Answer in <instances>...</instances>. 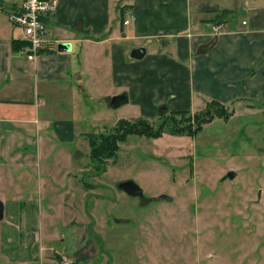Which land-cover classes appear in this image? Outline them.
<instances>
[{
  "label": "crops",
  "instance_id": "0c3cea01",
  "mask_svg": "<svg viewBox=\"0 0 264 264\" xmlns=\"http://www.w3.org/2000/svg\"><path fill=\"white\" fill-rule=\"evenodd\" d=\"M20 2L0 0V152L13 151L0 156V170L7 169L8 177L0 178L5 182L2 191H12V200L2 202L3 219L6 215L21 222L17 227L2 220L0 246L16 251L6 249L2 258L5 264H59L61 255L67 264H84L82 255L70 261L67 254L52 250L53 242H65L63 235L44 231L40 220L29 221L24 206L32 201L23 200L31 198L24 193V180L32 176L28 167L40 162L41 150L47 147L64 150L72 144L89 152V121L109 117L104 108L122 93L128 103L119 108L126 107L123 115L134 119H153L165 111L192 115L210 102L228 108L231 118L238 106L262 111L264 0H57L56 11L42 19L46 44L34 60L27 59V46L19 45L24 42L22 31L8 19ZM241 12L248 20H239ZM63 43L70 44V51H58ZM137 49L144 50L140 59L132 57ZM111 119L113 129L119 121H133ZM81 124L86 127L81 129ZM33 141L37 156L28 158L23 151ZM80 152L76 159L66 154L56 160L58 169L50 179L60 197L57 208L67 215L68 225L76 219L105 230L119 226L122 220L112 224L98 212L92 223L84 218L83 199L95 189L81 184L71 171L78 167L80 172ZM7 167L18 173L11 174ZM20 229L24 235L15 238L11 232ZM48 251L56 258L44 256ZM99 264H113L111 255ZM166 264L191 262L168 259ZM194 264L201 263L196 259Z\"/></svg>",
  "mask_w": 264,
  "mask_h": 264
},
{
  "label": "rangeland",
  "instance_id": "374dc122",
  "mask_svg": "<svg viewBox=\"0 0 264 264\" xmlns=\"http://www.w3.org/2000/svg\"><path fill=\"white\" fill-rule=\"evenodd\" d=\"M237 16L239 20H248V15L242 12ZM125 108L111 110L105 107L109 117L91 119L87 132L94 139L92 141L99 143L100 136L114 131L110 126L111 118L141 120L134 119V115H123ZM227 109L224 106L209 107L192 115L185 113L184 118L166 111L157 113L145 122L150 132L159 133L162 128L158 137L126 135L116 153L107 159L102 157L99 163L91 160L90 151H81L72 144L64 150L43 148L40 162L27 169L31 178L24 180V193L31 198L24 197L23 200L32 201L30 206H24L29 221L40 220L44 231L63 235L65 242H53L52 250L67 254L70 261L73 256L82 255L84 264H99L108 255L113 264L120 261L119 264H150V260L166 264L168 259L171 263L185 259L194 264L198 259L201 264H262L264 109L247 112L238 106L232 118L217 116L218 111L231 115ZM193 115H198L201 123L197 134L189 136L185 130L174 132L180 125L183 129L196 127ZM188 117L191 118L187 120ZM79 127L82 129L86 125ZM27 148L23 152L28 158H36L35 142ZM12 152L1 151L0 156ZM77 152L81 153L80 159L76 160L81 165L80 172L78 167L71 171L79 176L81 184H90L91 190L95 189L91 196L83 199L86 202L82 205L86 209L84 218L89 217L91 221L98 212L99 217L112 224L122 220L119 226L105 230L95 223L81 224L76 219L68 225L67 215L63 216L57 208L55 203L57 200L60 203V197L50 179L58 169L56 160L65 158L66 154L76 159ZM7 168L11 174H16L17 168ZM229 171L235 173L233 179L226 178ZM5 173L0 170L1 179L7 177ZM127 180H132L143 190L142 197H130L118 188ZM4 185L5 182L0 180V199L4 198L1 201L5 205L12 200L9 199L12 191H2ZM3 221L17 227L21 224L18 219H8L6 215ZM3 221L0 222V234ZM11 234L18 238L24 235V230H13ZM111 245L112 249L109 248ZM6 246H0V264L6 263L2 258L6 256V249L9 251ZM14 252L9 251L10 254ZM45 255L56 258L49 251L44 252ZM59 256V264H67Z\"/></svg>",
  "mask_w": 264,
  "mask_h": 264
},
{
  "label": "built area",
  "instance_id": "2783aa9c",
  "mask_svg": "<svg viewBox=\"0 0 264 264\" xmlns=\"http://www.w3.org/2000/svg\"><path fill=\"white\" fill-rule=\"evenodd\" d=\"M57 8V0H21L18 8L8 15L9 21L23 33V41L27 44L28 60H34L45 48L47 28L42 19L53 14ZM128 17V16H127ZM129 23L124 20L123 25ZM217 31V27H212Z\"/></svg>",
  "mask_w": 264,
  "mask_h": 264
},
{
  "label": "trees",
  "instance_id": "16d2710c",
  "mask_svg": "<svg viewBox=\"0 0 264 264\" xmlns=\"http://www.w3.org/2000/svg\"><path fill=\"white\" fill-rule=\"evenodd\" d=\"M19 45L20 47L21 45H23L24 48L27 46L25 42H21L19 43ZM214 106H221V105L218 104L217 102H210L209 104L206 105V108L209 109V107H214ZM217 113H218L217 114L218 117L229 118L231 116L230 114L227 115L226 113H224V111H218ZM175 115H180L181 118H184L186 114L185 113H175ZM197 116L198 115L194 116V119L196 117L195 119L197 123L196 127L193 128L189 126V128L184 127L185 129H183V127L180 125V127H177L174 130V132L180 133L185 130L187 132V135L189 136H193L197 134V132L200 130V124H201ZM212 117H213L212 115L211 117H209L210 119H208L209 120L208 122L211 121ZM189 118L191 117H188L187 120H189ZM113 130L114 131L110 134L100 136L99 143H97L96 141H92L94 139L90 140L91 141L90 142L91 160H97V162L99 163L101 162L102 157H105L107 159L113 156L118 150V144L126 140L127 138L126 135H146L150 138L151 137L156 138L161 134L162 128L160 129L159 133L150 132V127L148 126V124L145 122V120L141 119V120H136L135 122H129L125 120L119 121Z\"/></svg>",
  "mask_w": 264,
  "mask_h": 264
},
{
  "label": "water",
  "instance_id": "95a60500",
  "mask_svg": "<svg viewBox=\"0 0 264 264\" xmlns=\"http://www.w3.org/2000/svg\"><path fill=\"white\" fill-rule=\"evenodd\" d=\"M59 52H68L70 51V44H59L57 47ZM144 55L143 49H137L132 52V57L135 59H140ZM128 103V97L126 93H122L116 96H113L110 99L108 107L110 109H118L119 107L125 105ZM165 108L160 109V112H163ZM235 177V173L232 171H229L226 175V178L233 179ZM118 188L125 193L126 195L130 197H142L143 196V190L132 180H127L124 182H121L118 185ZM3 212H4V206L2 201L0 200V221L3 220Z\"/></svg>",
  "mask_w": 264,
  "mask_h": 264
}]
</instances>
